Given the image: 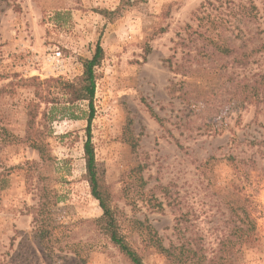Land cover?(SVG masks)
Returning a JSON list of instances; mask_svg holds the SVG:
<instances>
[{
  "label": "rangeland",
  "instance_id": "obj_1",
  "mask_svg": "<svg viewBox=\"0 0 264 264\" xmlns=\"http://www.w3.org/2000/svg\"><path fill=\"white\" fill-rule=\"evenodd\" d=\"M120 3L0 0V128L23 138L38 103L53 158L43 163L27 143L0 148V264H131L103 237L91 249L81 224L103 211L85 179L89 103H68L65 84L98 43L97 167L144 263L170 264L137 221L166 247L199 246L209 258L240 225L249 236L232 264H264V89H252L264 76V0H145L113 22L99 13ZM40 175L59 196L53 221L79 230L85 262L58 249L49 257L39 244L27 208Z\"/></svg>",
  "mask_w": 264,
  "mask_h": 264
},
{
  "label": "trees",
  "instance_id": "obj_2",
  "mask_svg": "<svg viewBox=\"0 0 264 264\" xmlns=\"http://www.w3.org/2000/svg\"><path fill=\"white\" fill-rule=\"evenodd\" d=\"M145 0H121L120 7L111 12L102 10L99 13L109 22H113L115 17L126 7H133L136 4ZM250 17L257 19V15L253 11ZM104 59V50L100 43L96 46L95 54L91 59H83V74L76 80L69 81L65 84L67 95L70 97L68 103L75 104L76 102H88L89 112L86 117V141L84 143V160H85V179L89 184L91 195L99 202L103 215L94 220H84L81 224L87 228L89 237L88 245L92 249L96 247L95 237H103L126 257L131 264H145L140 253L134 248L127 240L123 233L122 218L118 210L112 206L111 192L109 186L106 184L103 176L99 173L95 147L92 137V122L94 118V97L96 90V80L98 75L96 69L101 65ZM258 83V82H257ZM260 87L264 89V76L262 82L258 87L253 86V90H258ZM5 88L0 89V94L7 93ZM36 95L40 98L42 93L37 91ZM39 105L36 102L28 106L26 132L23 138H17L10 134L5 128H0L2 139L0 138V148L11 146L21 143H27L31 148L36 150L43 163L52 161L53 158L49 151V145L46 138L43 137V131L38 127L37 122ZM46 117L48 113L44 114ZM49 119V118H48ZM51 120V119H49ZM264 147V141L259 142ZM35 165V164H34ZM33 165V166H34ZM32 164H27V179L29 185L33 182L34 170ZM36 177V176H35ZM39 181L34 185L38 202L32 207H28L27 211L33 218V227L36 238L39 244L45 250V253L51 257L56 249L59 251H70L76 255L81 261L85 262V256L80 252L81 245L83 244L80 238L79 230L74 228L69 230V226H62L55 224L51 216L52 207L59 201L57 191L46 183L47 177L40 175ZM3 177L0 179V192L5 189L6 182ZM139 227L145 228L147 233L148 244L155 249V251L164 256L170 264H232L231 257L236 254V247L241 243L243 237L249 236L248 229L246 231L240 225H235L233 231L228 236L226 241L220 245L217 254L209 258L204 249L199 246H193L182 243L181 246L171 245L166 247L163 240L158 233L153 230L152 226L146 223L137 221ZM75 226V225H74ZM77 226V225H76ZM65 230V231H63ZM250 230L253 233L255 230L254 223L250 224ZM96 235V236H92ZM81 239V238H80Z\"/></svg>",
  "mask_w": 264,
  "mask_h": 264
}]
</instances>
